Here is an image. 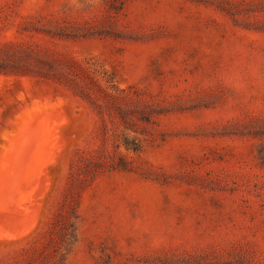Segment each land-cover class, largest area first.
<instances>
[{"label": "rangeland", "instance_id": "obj_1", "mask_svg": "<svg viewBox=\"0 0 264 264\" xmlns=\"http://www.w3.org/2000/svg\"><path fill=\"white\" fill-rule=\"evenodd\" d=\"M0 264H264V0H0Z\"/></svg>", "mask_w": 264, "mask_h": 264}, {"label": "trees", "instance_id": "obj_2", "mask_svg": "<svg viewBox=\"0 0 264 264\" xmlns=\"http://www.w3.org/2000/svg\"><path fill=\"white\" fill-rule=\"evenodd\" d=\"M75 225H76V221H75V223H71V222H70V223L68 224L67 228H66L67 231H68V230H71V229H73V228L75 229ZM67 235H68V234H67ZM63 241H64V240H63ZM65 245H66V247H68V246L70 245V242H69L67 239H65Z\"/></svg>", "mask_w": 264, "mask_h": 264}, {"label": "bare ground", "instance_id": "obj_3", "mask_svg": "<svg viewBox=\"0 0 264 264\" xmlns=\"http://www.w3.org/2000/svg\"><path fill=\"white\" fill-rule=\"evenodd\" d=\"M12 228V227H11ZM13 229V228H12ZM11 230V229H10ZM20 231V230H19ZM13 233H15V232H13ZM16 233H18V232H16Z\"/></svg>", "mask_w": 264, "mask_h": 264}]
</instances>
